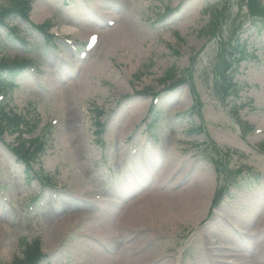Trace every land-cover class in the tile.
<instances>
[{
  "label": "rangeland",
  "instance_id": "1",
  "mask_svg": "<svg viewBox=\"0 0 264 264\" xmlns=\"http://www.w3.org/2000/svg\"><path fill=\"white\" fill-rule=\"evenodd\" d=\"M225 2L33 0L30 22L52 21L56 50L20 17H11L14 32L0 29V59L24 57L30 65L4 102L37 123L32 136L47 126V149L33 160L38 179L13 154L15 135H0V264L22 258L23 240L38 238L48 255L40 264H104L101 254L117 264L122 243L139 239L136 249L152 264H224L232 255L256 264L255 252L264 246V27L251 28L245 0H228L221 34L230 43L237 34L252 55L239 66L233 61L237 102H223L226 91L215 88L213 77L225 63L216 35L209 39L203 31L209 11ZM11 3L0 0V7ZM239 23L242 29L232 34ZM94 31L99 40L87 49ZM171 74L181 81L168 87ZM196 97L199 110L186 114ZM242 124L252 128L243 131ZM224 166L246 176L233 184ZM130 168L143 172L133 185ZM205 175L206 204L180 216L176 197ZM217 185L227 194L212 208ZM153 192L166 200L160 229L144 232L143 223L126 233L121 216L138 204L147 217L144 204L152 205ZM107 194L116 201L104 202ZM54 220L63 223L60 237H50ZM106 228L108 241L101 234Z\"/></svg>",
  "mask_w": 264,
  "mask_h": 264
},
{
  "label": "trees",
  "instance_id": "2",
  "mask_svg": "<svg viewBox=\"0 0 264 264\" xmlns=\"http://www.w3.org/2000/svg\"><path fill=\"white\" fill-rule=\"evenodd\" d=\"M11 1L12 3L10 5L6 7H0V29L2 27H5V25H7L6 18H9L13 16L14 14H20L23 19L28 20L29 11H30V1L29 0H11ZM245 1H246V7L248 9V14L250 18L254 16L264 17V5L262 4L260 0H245ZM228 12L229 11H227V9L224 7H221V8L216 7V9L213 12L209 11V13L212 16V20L208 23L206 29L203 32L204 34H207V35L209 33H213L214 35H219L221 38L220 39L221 49H225V44L233 43V42L230 43L229 40L224 41V37L221 34L223 22L230 17V14ZM237 19L238 17L234 18L233 20L234 23ZM262 23H264V21H262ZM239 25L240 23L238 25L233 24L232 34H234L235 31H238V29L240 28ZM38 28L42 29L43 27L38 26ZM235 41L236 42L233 45H231V48H233L234 50H237L240 44L238 43L237 38ZM220 55L221 53L218 54V56ZM22 62L23 61H20V62L14 61L13 63L8 64V65L4 63L3 65H0V90L9 88L12 86V84L15 83V80L18 78V76L25 70L24 63ZM225 68L223 69L224 70L228 69V68L226 69ZM173 75L174 74L169 75L168 78H173ZM164 80L166 81L167 79L165 78ZM21 122H22V119L18 117L16 114H14L12 111L9 112L6 109V107L5 108L0 107V129L4 130L7 128L10 130L17 131L20 129ZM33 131H34V125L26 124L25 128L20 130V134L23 132L31 134V132ZM42 146H43V142L41 141V138L21 139L20 145L17 148V151L19 152L18 155L23 159H28V157L30 158L32 153L34 154L38 153L42 149ZM24 161L28 163V160H24ZM22 246H23L22 253L24 255V258H17L13 264H37L41 256L39 242L33 241L32 243H28V242L23 241Z\"/></svg>",
  "mask_w": 264,
  "mask_h": 264
},
{
  "label": "bare ground",
  "instance_id": "3",
  "mask_svg": "<svg viewBox=\"0 0 264 264\" xmlns=\"http://www.w3.org/2000/svg\"><path fill=\"white\" fill-rule=\"evenodd\" d=\"M92 21H95L94 17H91ZM110 34V30L103 31L104 36H108ZM102 39V38H101ZM144 110V107H140V111ZM71 112V109L68 111V114ZM156 182H159V179L156 178ZM131 185L132 181L129 182ZM161 186V184H158ZM160 193L153 192L151 196L149 197L151 199L152 205L151 206H145L144 204V211L147 217H145L142 213V208L137 204L132 205L128 210L121 216V219L119 222H121L120 228L124 229V231H134L140 228V226L145 223L143 226H141V229L146 232H154L157 233L155 230V227L159 228V219L166 218V200L160 196ZM172 195V194H169ZM176 195V194H175ZM210 195V189H209V182L207 180L206 175L199 179L195 184H193L192 188L189 189L186 192H181L175 199V206H177L179 210L180 216H190L194 210V212L201 207H203L206 204L207 198ZM196 209V210H195ZM109 215V214H108ZM161 217V218H160ZM108 219V218H106ZM253 218L249 219V222H252ZM63 224V223H62ZM61 221L60 224L58 220H54L51 225V235L50 237H60L62 235L61 232L58 231L59 225H62ZM160 229V228H159ZM108 231L109 229L106 228L105 232H102L101 234L106 237V240L108 241ZM128 233V232H126ZM150 234V233H149ZM125 235V234H124ZM140 240V239H139ZM139 240H135L133 242H126L124 241L122 243V249L119 251V257L120 260L117 261V264H152L148 263V258L146 257L148 255H145L141 253L142 251H139L136 249V245ZM109 242L111 240L109 239ZM260 247L259 252H255L254 257L256 258V264H264V246H258ZM256 250V251H257ZM155 251V249H153ZM152 252L154 254L155 252ZM102 261L104 264H109L111 261L110 256H107L105 254H101ZM113 262V261H112ZM242 260L234 257V255L230 256L227 260L228 264H241ZM116 264V263H115Z\"/></svg>",
  "mask_w": 264,
  "mask_h": 264
}]
</instances>
